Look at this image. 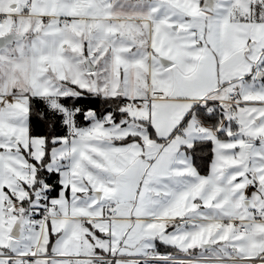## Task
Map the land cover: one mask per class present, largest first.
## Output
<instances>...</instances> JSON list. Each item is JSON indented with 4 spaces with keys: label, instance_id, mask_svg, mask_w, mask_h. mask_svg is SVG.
Instances as JSON below:
<instances>
[{
    "label": "snow or ice",
    "instance_id": "6c2138e0",
    "mask_svg": "<svg viewBox=\"0 0 264 264\" xmlns=\"http://www.w3.org/2000/svg\"><path fill=\"white\" fill-rule=\"evenodd\" d=\"M0 264H264V0H0Z\"/></svg>",
    "mask_w": 264,
    "mask_h": 264
},
{
    "label": "trees",
    "instance_id": "16d2710c",
    "mask_svg": "<svg viewBox=\"0 0 264 264\" xmlns=\"http://www.w3.org/2000/svg\"><path fill=\"white\" fill-rule=\"evenodd\" d=\"M196 163L198 164L199 168L201 169V171H206L207 168V158L205 156V158H199V156L197 155L196 157H194Z\"/></svg>",
    "mask_w": 264,
    "mask_h": 264
}]
</instances>
